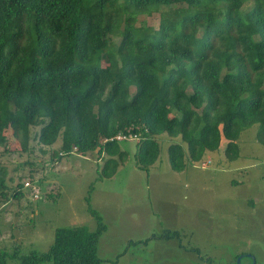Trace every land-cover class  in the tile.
I'll return each instance as SVG.
<instances>
[{
  "label": "trees",
  "instance_id": "trees-1",
  "mask_svg": "<svg viewBox=\"0 0 264 264\" xmlns=\"http://www.w3.org/2000/svg\"><path fill=\"white\" fill-rule=\"evenodd\" d=\"M245 1L0 0V111L5 102L18 111L0 117V145L4 128L26 137L40 127V146L61 138L64 155L97 151L104 158L99 179L128 158L123 142H104L119 133L139 137L133 160L147 173L160 136L180 138L167 148L174 172L223 141L226 159L235 161L243 130L257 125L264 133V0L242 12ZM179 5L173 16L161 14L157 30L132 26L137 15ZM88 212L94 231L57 228L46 253L0 252V264H100L106 226Z\"/></svg>",
  "mask_w": 264,
  "mask_h": 264
},
{
  "label": "rangeland",
  "instance_id": "rangeland-1",
  "mask_svg": "<svg viewBox=\"0 0 264 264\" xmlns=\"http://www.w3.org/2000/svg\"><path fill=\"white\" fill-rule=\"evenodd\" d=\"M252 5L246 0L241 11ZM180 8L137 15L132 26L157 30L161 14L173 16ZM119 41L113 36L109 49L114 51ZM128 91L133 95L135 86L129 84ZM17 114L11 102L2 104L0 117ZM39 129L30 127L26 137L11 127L2 132L0 252L42 254L57 228L94 231L91 208L106 226L98 241L100 264H237L241 256L240 264H252L250 256L264 264V133L257 125L240 133L235 161L226 159L223 141L182 172L172 171L167 157L168 145L180 138H157L159 157L148 173L133 160L139 139L128 138L120 143L127 160L113 178L104 179H99L104 158L97 151L81 155L73 148L64 155L61 138L40 146ZM168 232L173 236L162 237Z\"/></svg>",
  "mask_w": 264,
  "mask_h": 264
},
{
  "label": "built area",
  "instance_id": "built-area-1",
  "mask_svg": "<svg viewBox=\"0 0 264 264\" xmlns=\"http://www.w3.org/2000/svg\"><path fill=\"white\" fill-rule=\"evenodd\" d=\"M128 138H138L139 139V137L137 135H135V134L124 135L122 133H119V134H117L115 137H113L111 139H105L104 142L113 141V140L121 142V141H127ZM26 185H28V184H26ZM34 194H35V198H37V192L34 193Z\"/></svg>",
  "mask_w": 264,
  "mask_h": 264
},
{
  "label": "water",
  "instance_id": "water-1",
  "mask_svg": "<svg viewBox=\"0 0 264 264\" xmlns=\"http://www.w3.org/2000/svg\"><path fill=\"white\" fill-rule=\"evenodd\" d=\"M241 257H242V256H241ZM241 257L238 258V260H237V264H240V259H241ZM248 257H249V256H248ZM249 258L252 259V264H255V260H254V258H253L252 256H250Z\"/></svg>",
  "mask_w": 264,
  "mask_h": 264
},
{
  "label": "crops",
  "instance_id": "crops-1",
  "mask_svg": "<svg viewBox=\"0 0 264 264\" xmlns=\"http://www.w3.org/2000/svg\"><path fill=\"white\" fill-rule=\"evenodd\" d=\"M120 167V166H119ZM119 169V168H118ZM118 171V170H117ZM117 173V172H116ZM115 176V175H114ZM114 176H112L111 178H113Z\"/></svg>",
  "mask_w": 264,
  "mask_h": 264
}]
</instances>
